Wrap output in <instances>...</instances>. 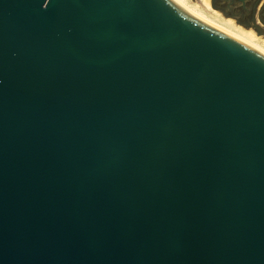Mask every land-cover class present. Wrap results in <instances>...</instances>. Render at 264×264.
Returning <instances> with one entry per match:
<instances>
[{
	"label": "water",
	"instance_id": "obj_1",
	"mask_svg": "<svg viewBox=\"0 0 264 264\" xmlns=\"http://www.w3.org/2000/svg\"><path fill=\"white\" fill-rule=\"evenodd\" d=\"M0 264H264V55L172 0H0Z\"/></svg>",
	"mask_w": 264,
	"mask_h": 264
},
{
	"label": "bare ground",
	"instance_id": "obj_2",
	"mask_svg": "<svg viewBox=\"0 0 264 264\" xmlns=\"http://www.w3.org/2000/svg\"><path fill=\"white\" fill-rule=\"evenodd\" d=\"M187 14L264 55V39L252 27H245L232 17H225L215 9L211 0H172Z\"/></svg>",
	"mask_w": 264,
	"mask_h": 264
},
{
	"label": "flooded vegetation",
	"instance_id": "obj_3",
	"mask_svg": "<svg viewBox=\"0 0 264 264\" xmlns=\"http://www.w3.org/2000/svg\"><path fill=\"white\" fill-rule=\"evenodd\" d=\"M212 3L225 15L236 18L246 26L259 28L255 23L257 15L264 21V0H247L245 4L240 0H212Z\"/></svg>",
	"mask_w": 264,
	"mask_h": 264
},
{
	"label": "rangeland",
	"instance_id": "obj_4",
	"mask_svg": "<svg viewBox=\"0 0 264 264\" xmlns=\"http://www.w3.org/2000/svg\"><path fill=\"white\" fill-rule=\"evenodd\" d=\"M193 1H200V0H193ZM211 4H212V0H211ZM215 9H217V10H219L225 17H231V16H227V15H225L220 9H218L216 6H214V5H212ZM233 18V17H232ZM233 19H235V18H233ZM257 21L255 22L258 26H259V28H256V27H254V26H252V28H254L255 30H256V32L259 34V35H261V37H262V39H264V21L257 15V19H256ZM235 21L237 22V20L235 19ZM257 22H259V23H257ZM239 24H241V25H243L244 26V24H242V23H240V22H238ZM245 27H247V28H249L250 26H245Z\"/></svg>",
	"mask_w": 264,
	"mask_h": 264
}]
</instances>
